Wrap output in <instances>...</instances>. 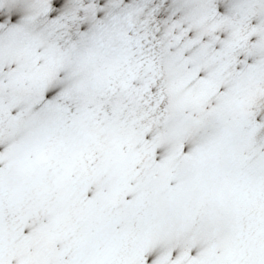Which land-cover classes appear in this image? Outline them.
<instances>
[{"label":"snow or ice","instance_id":"snow-or-ice-1","mask_svg":"<svg viewBox=\"0 0 264 264\" xmlns=\"http://www.w3.org/2000/svg\"><path fill=\"white\" fill-rule=\"evenodd\" d=\"M0 264H264V0H0Z\"/></svg>","mask_w":264,"mask_h":264}]
</instances>
